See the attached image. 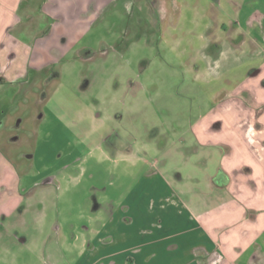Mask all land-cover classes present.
<instances>
[{"label": "rangeland", "instance_id": "obj_1", "mask_svg": "<svg viewBox=\"0 0 264 264\" xmlns=\"http://www.w3.org/2000/svg\"><path fill=\"white\" fill-rule=\"evenodd\" d=\"M75 2L56 14L32 1L17 34L32 66L9 80L0 65V264H74L91 221L122 204L167 143L181 147L229 104L257 61L229 50L212 0ZM214 32L225 57L213 66L203 46Z\"/></svg>", "mask_w": 264, "mask_h": 264}, {"label": "crops", "instance_id": "obj_2", "mask_svg": "<svg viewBox=\"0 0 264 264\" xmlns=\"http://www.w3.org/2000/svg\"><path fill=\"white\" fill-rule=\"evenodd\" d=\"M32 1L0 0V65L9 80L32 66V45L17 36ZM49 1L56 14L76 5ZM244 1L212 0L213 24L228 27L229 50L257 61L229 104L193 123L181 147L167 143L122 204L91 221L74 264H264V8ZM223 43L215 32L204 42L213 66L225 57ZM242 93L256 105L239 104Z\"/></svg>", "mask_w": 264, "mask_h": 264}, {"label": "flooded vegetation", "instance_id": "obj_3", "mask_svg": "<svg viewBox=\"0 0 264 264\" xmlns=\"http://www.w3.org/2000/svg\"><path fill=\"white\" fill-rule=\"evenodd\" d=\"M2 122V120L0 121V123ZM21 125H22V123H20V122H17V123H15V124H10L8 127H7V129L8 130H10V131H12V130H17L18 128H20L21 127ZM2 129H0V131H1ZM15 133V132H14ZM16 135V134H15ZM8 140L9 141H16L17 140V137H13V138H8ZM35 186H33V187H30L27 191H25L26 193H31L32 191H33V188H34ZM20 193H23V192H20ZM39 204L41 203V202H38ZM19 206H21V205H19Z\"/></svg>", "mask_w": 264, "mask_h": 264}, {"label": "trees", "instance_id": "obj_4", "mask_svg": "<svg viewBox=\"0 0 264 264\" xmlns=\"http://www.w3.org/2000/svg\"><path fill=\"white\" fill-rule=\"evenodd\" d=\"M213 1H217V0H213Z\"/></svg>", "mask_w": 264, "mask_h": 264}]
</instances>
